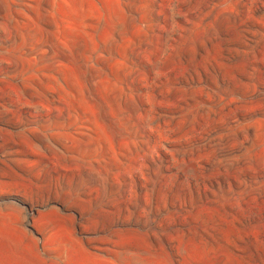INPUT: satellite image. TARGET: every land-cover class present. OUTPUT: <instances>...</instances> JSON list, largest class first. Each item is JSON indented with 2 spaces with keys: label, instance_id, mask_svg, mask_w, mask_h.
<instances>
[{
  "label": "rangeland",
  "instance_id": "374dc122",
  "mask_svg": "<svg viewBox=\"0 0 264 264\" xmlns=\"http://www.w3.org/2000/svg\"><path fill=\"white\" fill-rule=\"evenodd\" d=\"M0 264H264V0H0Z\"/></svg>",
  "mask_w": 264,
  "mask_h": 264
}]
</instances>
